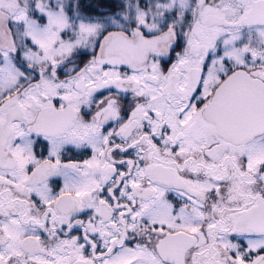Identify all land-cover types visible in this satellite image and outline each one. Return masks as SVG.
I'll return each instance as SVG.
<instances>
[{"label": "snow or ice", "instance_id": "snow-or-ice-1", "mask_svg": "<svg viewBox=\"0 0 264 264\" xmlns=\"http://www.w3.org/2000/svg\"><path fill=\"white\" fill-rule=\"evenodd\" d=\"M0 264H264V0H0Z\"/></svg>", "mask_w": 264, "mask_h": 264}]
</instances>
